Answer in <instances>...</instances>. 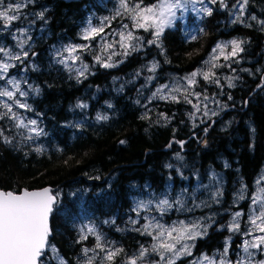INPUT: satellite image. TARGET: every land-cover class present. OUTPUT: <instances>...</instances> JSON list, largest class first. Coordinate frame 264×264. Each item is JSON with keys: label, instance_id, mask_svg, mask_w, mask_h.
I'll list each match as a JSON object with an SVG mask.
<instances>
[{"label": "trees", "instance_id": "16d2710c", "mask_svg": "<svg viewBox=\"0 0 264 264\" xmlns=\"http://www.w3.org/2000/svg\"><path fill=\"white\" fill-rule=\"evenodd\" d=\"M155 1L144 0V4ZM237 1L231 0L226 7L213 4L195 39L177 24L167 28L156 43H145L123 55L114 67L95 65L94 70L79 76L55 60L52 47L79 39L89 3L40 0L47 23L44 32L34 36L35 44L28 52L34 65L25 70L32 85L30 107L24 109L41 118L46 133L29 139L11 113L4 116L8 111H0V189L18 192L24 187L50 185L56 189L53 192L61 193L51 213L48 243L71 264L86 244L93 245L91 236L80 239L77 223L83 217L99 224L108 219L109 226L103 227L116 236L121 252L129 255L139 248L138 240L143 238L139 231L116 232L113 227L119 216L132 212L134 194L146 185L157 191L170 182L178 187L192 183L195 176L206 180L217 169L227 179L225 195L230 198L241 179L250 184L262 171L264 87L257 89L255 81L249 85L252 79L231 89L230 106L238 109L231 108L216 122L197 128L191 123L188 101L146 98L171 71L195 70L220 38L245 34L251 46L264 48V28L227 23L228 8ZM250 1L251 13L264 16V0ZM96 2L101 12L117 9L113 0ZM122 16L126 15L117 17ZM260 53L259 59L264 57L262 48ZM149 61L156 65L154 69L145 67ZM4 82L0 80V87ZM98 116L107 119L98 120ZM78 118L81 120L74 123ZM229 231L224 223L211 225L197 238L194 251L222 250L230 237L238 249L237 235ZM175 264H185L184 258Z\"/></svg>", "mask_w": 264, "mask_h": 264}, {"label": "rangeland", "instance_id": "374dc122", "mask_svg": "<svg viewBox=\"0 0 264 264\" xmlns=\"http://www.w3.org/2000/svg\"><path fill=\"white\" fill-rule=\"evenodd\" d=\"M96 1L103 2V0H87L89 3L87 5L88 18L81 25L79 39L56 44L52 47V53L55 60L59 62L61 59L67 58V67L65 64L63 65L79 76H84L88 74L90 70H94L95 65L102 66L101 63L96 61V56H100L103 63L117 64V61L122 58L125 52V48L120 46V36L118 35V33L123 30L122 26L124 24H128L129 27L127 30L132 31L135 37L141 38L129 42L138 50L143 47L141 45H145L149 40L154 39L151 32L144 31L143 29H134L132 27V22L127 15L122 17L116 16L115 19H112V17L115 16L116 11L101 12L97 7ZM113 1L117 4L118 9V0ZM17 2L18 0H4L3 7H6L9 3L15 4ZM39 2L40 0H31V2H29V0H23L24 6L21 7L17 13L19 19L10 22L7 25L4 24L3 20H0V48H4L9 52L8 56H5L4 53H0V61L14 65L9 68L4 79L5 82L0 87V90L7 88L10 91H15L12 85L7 83L8 79H14L19 82L20 89L28 93L27 96L21 97L17 92L12 99H9L8 97H0V111L5 109L3 107V102L7 101L12 104L11 114L15 113L16 117L22 119L25 124H28V121L36 120V125H28V127L41 129V135H43L46 133V128L41 122V118L37 115H28V112L24 108H20L15 103L16 100H20L22 103L30 105L28 98L31 94V90L29 89L32 84L27 80L25 70L28 66H33L34 62L28 57V55L25 57L23 53L29 52L30 48L35 44L34 36H38V34L44 32V27L47 23V18L44 17L45 10L42 7H39ZM129 2L131 4L133 2H138V0H129ZM230 2L231 0H216V3H220V5L230 4ZM250 2V0H247V3L244 4V0H240L237 1L234 6H229L228 14L230 18L227 23L241 24L262 30V28H264V16L262 14L251 13ZM213 4L214 3H212L211 0H203V3H200L199 0H197L194 7L197 9L204 7L212 9ZM240 4H244L242 11L240 9ZM107 6L108 4L106 3L104 7L108 9ZM187 7L188 11L186 12L177 10L178 19L173 26H176L177 24L180 25L189 37H193L199 31V28L203 29L202 24L204 23V18L209 14L192 11L191 9L193 8V5L191 4ZM0 10H2V7H0ZM41 13H43V16L40 15ZM106 17L108 20L104 19ZM102 23L105 25L104 32L99 36L90 40H85L83 38L84 29L89 27L90 24L93 27H100ZM232 40L242 41L241 47L243 48V51L239 52L237 56L229 57V59L225 60L224 57L220 55L219 50H217L216 53L212 52L213 48H215L218 43L228 45L225 48V54L231 52V45L228 44V42ZM22 42L23 47L21 48L20 45ZM106 44H112V47L105 50L104 46ZM70 45H88V47L86 49H78L75 53H72L71 55L79 57V59L74 61L70 58L69 52L65 50ZM260 49L261 48L251 46L250 39L245 34H235L229 37H224L212 46L206 58L195 70L184 73L171 71L170 76L167 75L161 83L155 84L151 92L146 95V98L148 100L152 98L162 99L161 96H166L168 97L167 100H173L171 97L175 96V100L184 99L186 101H191V123L194 128L200 127L204 123L211 121V119L223 114L224 111L232 108L230 107L229 100L232 97L230 93L234 86L240 84V81H244L247 78L254 80L259 71H263L264 59L261 63H259L258 60L261 56ZM131 51V48H129L128 52ZM113 53L116 54L113 55ZM17 55L20 56V60L11 58ZM213 55L217 56L218 59L212 60L211 58ZM109 56H111V60L108 59ZM205 61H210V63H205ZM83 65H87L88 67L87 70L84 71V74L80 75L78 70H82ZM213 65L220 66L213 67ZM151 66H153V63L150 61L145 65L146 68ZM197 69H200L202 72H212L215 73V75L211 76L209 80H205L203 75H197L195 77L196 83L189 84L186 77H189L190 74ZM229 80H231L232 86H229ZM215 81H219V83H216ZM204 82L208 83V86H206ZM251 84L252 83L249 85ZM165 85L167 86L166 88L163 87ZM158 89H161V91L158 92ZM153 93H156V95L154 96ZM185 97H187V99H185ZM79 104L82 105L81 102H79ZM83 111H85V109H83ZM205 112H207V115H205ZM80 120L81 118H78L74 123H77ZM16 121L18 123L17 119ZM20 128L26 130L30 136H36L37 138L41 136H37L35 133H30L26 127ZM241 181L242 182L230 198L225 195L227 179L225 175L217 169H212L210 177L206 180L199 176H195L192 183L180 184L178 187H175L174 183L170 182L166 184L163 189L157 191L154 187L146 185L144 190L140 191V193L134 194L132 212L119 216L114 221L116 225L113 228L116 232H124L125 229H132L139 231L140 234L143 235V238L138 240L139 248L133 253H128L129 255L125 254V252H120L119 254L122 255L121 259L115 264H130V260L139 255L142 246L148 249V252L145 257L137 260V264H157V261L160 260V256L158 253L153 252L151 247L155 242L153 237L156 235L157 229L150 227L148 231L151 232L152 235H148L144 233L145 224L158 222L165 226H172L174 223L184 221L185 223H198L202 225L200 230L204 231V229H206L207 232L211 225L218 226L219 223H224L226 226H229L233 222V216L236 212L241 213V216L238 218L240 225L239 231L229 232L237 235L239 240L238 249L234 248L230 237V241L224 245L222 250H217L213 253H196L194 251V245L197 241V237L194 240L182 242L189 245L190 254L182 255L180 258H184L185 264H221L222 260H224L226 264H228V262H230V264H236V261L241 258H244L245 261L250 259L252 264H258L259 261L264 260V248L249 249V251L253 253V255L249 257L248 254L243 251V242L244 240H251L253 236L264 235V233L258 231L252 232L251 236L244 235L245 232H248L252 228L250 217L254 214H259V201L257 204H253L252 201L257 197L264 198V191H262V189H264V167L250 184H247L246 181L243 182V179H241ZM54 194L57 195V198L61 197L60 192H54ZM162 199H168L169 202L174 205L173 208L168 209L163 214H161L155 207V205ZM177 201L180 203H176ZM141 204H144L147 207H139ZM133 221H136V223H133ZM109 224L108 219H105L103 223L99 224V222L87 217H83V219L77 223L80 236H91L93 245L91 246L90 243L86 244V246H88L85 248L88 249L87 254H85V249L81 254H77L75 264H88L89 258L92 257H94L92 264H109V261L104 259L107 251L120 249L122 247L121 243L116 241V236L107 231V228L103 227L104 225L109 226ZM89 227L95 229V235L88 231ZM82 229L83 231H81ZM96 235L101 237L100 242L104 245V251L96 248ZM173 235H175V233H173ZM48 245L49 247L44 251V254L40 259V264H61V260L66 261L67 264H71L65 259V257L57 252V247L54 246L55 251H53V245L49 243ZM179 247L180 245H177V248ZM225 248H227V253H225ZM179 259H176L175 262Z\"/></svg>", "mask_w": 264, "mask_h": 264}, {"label": "snow or ice", "instance_id": "6c2138e0", "mask_svg": "<svg viewBox=\"0 0 264 264\" xmlns=\"http://www.w3.org/2000/svg\"><path fill=\"white\" fill-rule=\"evenodd\" d=\"M31 2V0H29ZM200 3H203V0H199ZM212 3H216V0H211ZM197 3V0H156L155 3L150 5H145L144 0H138V2H133L130 4L129 0H119V8L115 12V16L112 19H115L116 16L127 15L132 22V27L134 29H143L144 31H149L153 35L154 39L149 40V44L156 43L161 35L164 33L165 29L174 25L178 19L177 10L181 12L188 11V5H193L192 11L207 13L211 15V8H200L197 9L194 5ZM247 3V0H244V4ZM244 4H240L241 11L243 10ZM4 0H0V20H3L4 24L7 25L12 21L19 19V9L24 6L23 0H18L17 3H9L6 7H3ZM12 13V14H10ZM43 16V13L40 14ZM108 20V18H104ZM105 25L102 23L100 27H93L91 24L89 27L84 29L83 38L85 40H90L99 36L104 32ZM128 24L122 26L123 30L118 33L120 36V46L125 48L124 55L128 54V49L131 48L132 51L138 50L131 41L134 39H141L135 37L132 31H128ZM195 39V37H192ZM231 45V52L225 54V48L227 44L218 43L212 52L216 53L219 50L221 56L225 60L229 57H235L239 52L243 51L241 47L242 41L232 40L228 42ZM21 48L23 47V42L21 43ZM88 45H70L65 49L70 54L72 60L79 59L76 55H71L75 53L78 49H86ZM112 44H106L104 46L105 50L111 48ZM0 53H4L5 56L9 55V52L0 48ZM116 53H113L115 55ZM23 55L27 57L28 53L24 52ZM59 55V53H58ZM15 60H20V56L11 57ZM98 63L105 68H111L115 65L112 63H103L100 56L95 57ZM111 60V56L108 57ZM212 60L218 59L217 56L213 55ZM67 58L61 59L59 62L65 64L67 67ZM205 63H210V61H205ZM7 62L0 61V80L5 79L6 74L10 67H13ZM220 65H213V67H219ZM87 65H83L82 70H78L80 75L84 74V71L87 70ZM153 69L156 67L153 64ZM197 75H203L205 80H209L211 76H214L215 73L212 72H202L200 69L192 72L189 77H186L189 84H195V77ZM219 83V81H215ZM7 83L12 85L15 91H10L7 88L0 90V97H8L12 99L15 97L18 92L21 97L27 96L28 93L20 89V84L14 79H8ZM229 86H232L231 80H229ZM163 87H167L166 85ZM36 91H39L36 89ZM158 92L161 89L157 90ZM155 96L156 93H153ZM198 95V94H196ZM162 99H167L166 96H161ZM171 99L175 100L176 97L172 96ZM187 99V97H185ZM189 103L191 101H188ZM15 103L20 108L28 109L30 106L26 103H22L20 100H16ZM84 107V105H79ZM3 107L8 110L3 115L7 116L8 113L12 112V104L7 101L3 102ZM215 114V113H213ZM207 115V112H205ZM12 117L18 120L17 127H26L30 133H35L37 136L42 134V130L36 127H28V125H36V120L28 121V124H25L22 119L16 117L15 113H12ZM2 118V117H0ZM97 119H107V117L98 116ZM2 136V133H0ZM29 139L32 137L29 136ZM5 142L10 143V141L5 137ZM120 143H125V141H120ZM36 151H41L37 148ZM264 191V189H262ZM243 198V197H241ZM57 201V195H53L51 189L44 188L39 191H28L24 190L21 193L17 194L11 191H0V264H40V259L48 245V237L50 235L49 227V216L53 211L54 204ZM259 201L260 208L259 214L253 215L250 217V223L252 228L245 232L244 235L251 236L252 232L258 231L264 233V198L257 197L252 201L253 204H257ZM176 203H180L177 201ZM173 204L169 202L168 199H162L159 201L155 207L160 211L161 214L166 212L168 209L173 208ZM139 207H147L144 204L139 205ZM241 216L240 212H236L233 216V222L228 226L230 231H239L240 225L238 218ZM136 223V221H133ZM150 227L157 229L156 235L153 237L154 243L152 244V251L156 252L160 256V260L157 261V264H175L176 259H179L182 255L190 254V247L187 243H182L183 241L194 240L199 236L206 234V229L201 231L202 225L198 223H185L184 221H179L174 223L172 226H165L162 224L152 223L144 225V233L152 235L148 231ZM83 231V229L81 230ZM88 231L92 234L95 233L93 227H89ZM175 233V235H173ZM87 237L81 235L80 239L84 240ZM96 248L104 251V245L101 244V237L96 235ZM177 245H180L177 248ZM264 248V235L253 236L251 240H244L243 242V251L248 254L249 257L253 255L249 249H262ZM52 250L55 251V247L52 246ZM85 254H87L88 249H85ZM122 249L108 250L106 256L104 257L107 261H112ZM148 249L143 246L140 249L139 255L130 260V264H137L138 259H142L147 254ZM225 253H227V248H225ZM94 257L89 258L88 264H92ZM61 264H67L66 261L61 260ZM221 264H226L224 260L221 261ZM230 264V262H228ZM236 264H252V261L249 259L245 261L244 258H241L236 261ZM258 264H264V260L258 262Z\"/></svg>", "mask_w": 264, "mask_h": 264}, {"label": "flooded vegetation", "instance_id": "af4514ba", "mask_svg": "<svg viewBox=\"0 0 264 264\" xmlns=\"http://www.w3.org/2000/svg\"><path fill=\"white\" fill-rule=\"evenodd\" d=\"M214 4H217V3H214ZM225 6V5H224ZM221 39V38H220ZM262 48V51H264V48L263 47H261ZM263 59H264V57H262ZM262 58H260V59H258L259 60V63H261L262 62ZM263 64H264V62H263ZM261 70H262V68H261ZM250 78H247V79H245V80H249ZM256 82V86H257V89L259 88V89H261V87H264V71H259V73H258V75H256V77H255V79L253 80L252 79V81H251V83L252 82ZM263 90H264V88H263ZM262 90V95H264V91ZM234 105V104H233ZM231 107V106H230ZM239 107H237V106H235L234 108H232V109H238ZM226 111H228V110H226ZM225 112V111H224ZM223 112V113H224ZM218 118V116L216 117V118H213V119H211V121H213V120H215V122H216V119ZM226 119H228V117L226 118Z\"/></svg>", "mask_w": 264, "mask_h": 264}, {"label": "water", "instance_id": "95a60500", "mask_svg": "<svg viewBox=\"0 0 264 264\" xmlns=\"http://www.w3.org/2000/svg\"><path fill=\"white\" fill-rule=\"evenodd\" d=\"M71 1V0H70ZM44 188H49V189H51V191H52V193H53V195H55L54 194V189L55 188H53V187H51L50 185H46V186H43V187H39V188H32V189H29V188H22V190L21 191H18V192H14V191H11V190H8V191H11V192H14V193H17V194H19V193H21L22 191H24V190H28V191H39V190H42V189H44ZM0 191H5L4 189H0ZM8 191H6V192H8ZM50 217H51V214H50V216H49V227H50V230H51V225H50ZM52 234V230L50 231V235ZM49 238V237H48ZM47 250V248L45 249V251Z\"/></svg>", "mask_w": 264, "mask_h": 264}, {"label": "bare ground", "instance_id": "6f19581e", "mask_svg": "<svg viewBox=\"0 0 264 264\" xmlns=\"http://www.w3.org/2000/svg\"><path fill=\"white\" fill-rule=\"evenodd\" d=\"M56 190V189H55Z\"/></svg>", "mask_w": 264, "mask_h": 264}]
</instances>
